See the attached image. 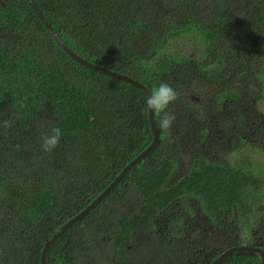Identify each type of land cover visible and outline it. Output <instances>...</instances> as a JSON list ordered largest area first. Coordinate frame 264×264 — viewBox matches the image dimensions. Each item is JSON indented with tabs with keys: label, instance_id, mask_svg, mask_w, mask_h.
<instances>
[{
	"label": "trees",
	"instance_id": "1",
	"mask_svg": "<svg viewBox=\"0 0 264 264\" xmlns=\"http://www.w3.org/2000/svg\"><path fill=\"white\" fill-rule=\"evenodd\" d=\"M33 1L75 54L150 92L163 81L179 93L169 134L154 113L157 145L51 246L48 263L96 264L109 250L111 264H209L252 246L207 243L233 228L264 242V125L249 114L264 106V0ZM146 99L73 61L26 0H0V264H41L45 242L147 148ZM50 127L62 137L44 152ZM222 148L234 154L226 165L211 160ZM250 152L260 161H236ZM189 197L201 207L195 241L175 223ZM163 216L172 219L159 228ZM220 264L261 258L235 252Z\"/></svg>",
	"mask_w": 264,
	"mask_h": 264
},
{
	"label": "water",
	"instance_id": "2",
	"mask_svg": "<svg viewBox=\"0 0 264 264\" xmlns=\"http://www.w3.org/2000/svg\"><path fill=\"white\" fill-rule=\"evenodd\" d=\"M26 2L31 6L36 16L39 18L41 23L44 25L47 32L50 34L52 39L56 42V44L76 63L79 65L86 67L88 69L94 70L100 74L109 76L111 78L123 81L127 84L132 85L133 87L137 88L141 92L145 94V96L148 98V96L151 94V92L140 82L126 76L120 73H117L115 71H111L107 68L92 64L88 62L86 59L80 57L79 55L75 54L72 50L68 48L64 44V42L58 37V35L55 33L54 29L48 24V22L45 20L44 16L40 12L38 6L35 4L33 0H26ZM148 120L150 123V127L153 133V139L152 142L145 148L141 153H139L133 160H131L124 168L119 172V174L114 178V180L95 198L93 199L85 208H83L80 212L75 214L73 217L68 219L64 224L61 225L60 230L55 233L47 242H45L41 253H40V262L41 264H49L46 260V256L48 251L50 250L51 246L55 244V242L62 237V235L71 227L73 226L77 221L81 220L83 217H85L93 208L97 206V204L102 201L110 192L111 190L120 182V180L143 158H145L156 146V144L159 141V131L154 121V112L148 111ZM239 253V252H251L256 253L261 258V264H264V251L260 247L256 246H236V247H230L224 252H222L217 258H215L212 262L209 264H220L225 259L230 257L233 253Z\"/></svg>",
	"mask_w": 264,
	"mask_h": 264
},
{
	"label": "rangeland",
	"instance_id": "3",
	"mask_svg": "<svg viewBox=\"0 0 264 264\" xmlns=\"http://www.w3.org/2000/svg\"><path fill=\"white\" fill-rule=\"evenodd\" d=\"M262 95L264 96V93ZM262 100L259 99L258 101H262ZM249 114L258 118L259 123L264 125V106H263V104L258 103V106H256L255 109L253 108V109L249 110ZM246 145L251 146V144L248 142H246ZM252 147H253V145H252ZM253 150H256L255 146H254ZM250 154L251 155L248 158H245L243 156H235L237 158L236 161L239 164L246 165L251 160L254 161L256 159H259L257 152L256 153L250 152ZM232 156H234V154H230L229 150L222 148L219 150L217 149L216 152L214 154H212L211 160L216 162V163L226 165L229 162V160H231ZM178 160H179L180 164H183L185 162L181 158H179ZM259 161H260V159H259ZM231 162H233V160ZM82 185H83V181H82ZM199 208H201L200 203L189 197V198L183 199L181 201V204L176 207V210L179 211V214L174 213L177 216L175 223L177 225L179 224L180 226H185V232L187 234H184L183 236H190L191 241H195L197 239H200L203 236V225H202V219L199 217V214H200ZM262 217L263 216H260V219H259V216H258V220L263 221L261 219ZM163 219H164V216H163V218H159V220H158V223L160 224L159 228L163 227L165 224V220H163ZM260 224L261 223L258 222V225L257 226L255 225V228L253 229V231L259 230ZM171 225L172 224H170V226L167 228L169 233H172L175 230L173 225L172 226ZM159 231H161V229H159ZM228 232H229V235H222L220 233H213L211 236H209L207 238V243L209 245H211V244L213 245V244H220L222 242V244H223L222 248L229 246V245L239 241L242 238H248L250 240L249 243L252 246H256V243H264V242H257L256 240H253V238L251 237V234H250V236L249 235L248 236L243 235L236 228H233L231 230L229 229ZM258 232H260V231H258ZM230 234H233L234 238H230ZM145 239H146V237H144V239H142L143 241H141V242L144 243ZM102 240L105 242L104 239H102ZM242 244H244V242H242ZM262 245L263 244H261V246ZM240 246H243V245H240ZM130 248H131V253L133 255H137L141 252V250H138V248H136L135 245H133L132 247L130 246ZM109 253H110L109 250H107L104 253H102V252L100 254L98 253V255H101V257H100L99 263H96V264H111L110 259L112 257ZM92 255H94V254H92Z\"/></svg>",
	"mask_w": 264,
	"mask_h": 264
},
{
	"label": "clouds",
	"instance_id": "4",
	"mask_svg": "<svg viewBox=\"0 0 264 264\" xmlns=\"http://www.w3.org/2000/svg\"><path fill=\"white\" fill-rule=\"evenodd\" d=\"M178 97V91L173 88L171 84L162 81L154 87L153 91L145 101V109L154 112L159 117V127L165 134H169L176 119L175 113L169 110V105L173 104ZM3 125L6 128L12 127V124L9 121H3ZM61 137L62 130L59 127H50L47 132L40 135L41 150L44 152H52L60 143Z\"/></svg>",
	"mask_w": 264,
	"mask_h": 264
},
{
	"label": "flooded vegetation",
	"instance_id": "5",
	"mask_svg": "<svg viewBox=\"0 0 264 264\" xmlns=\"http://www.w3.org/2000/svg\"><path fill=\"white\" fill-rule=\"evenodd\" d=\"M175 213L179 214V211L176 210ZM165 218H166V221H165V222H167V223H166V225H167V224H169V221H170L172 218H168V217H165ZM165 218H164L163 220H165ZM167 228H168V227H167ZM157 242H158V240H156V239L154 238V239L152 240V242L148 244V246H151V247H153V248H156V247H157ZM129 249H131V248L129 247Z\"/></svg>",
	"mask_w": 264,
	"mask_h": 264
}]
</instances>
